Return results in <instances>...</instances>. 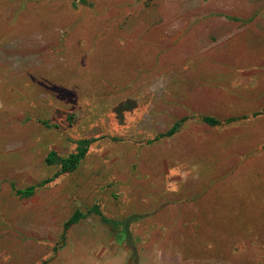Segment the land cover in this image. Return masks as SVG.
<instances>
[{"label":"rangeland","instance_id":"1","mask_svg":"<svg viewBox=\"0 0 264 264\" xmlns=\"http://www.w3.org/2000/svg\"><path fill=\"white\" fill-rule=\"evenodd\" d=\"M0 264H264V0H0Z\"/></svg>","mask_w":264,"mask_h":264},{"label":"trees","instance_id":"2","mask_svg":"<svg viewBox=\"0 0 264 264\" xmlns=\"http://www.w3.org/2000/svg\"><path fill=\"white\" fill-rule=\"evenodd\" d=\"M203 120L205 123H207L209 125L218 124V121L212 117H204ZM43 123L48 127L50 126L47 122H43ZM176 129H177V127L171 129L168 132V135H173L175 133ZM91 142H92V140H80V141H78L77 150L75 152L71 153L69 156L64 157V158L60 157L55 151H51L47 157L46 163L48 165H60L61 169H62L60 174L73 172L75 169L78 168L79 164L85 158ZM58 176H59V174H57V176H55V177H58ZM52 180H49V181H52ZM46 182L47 181H45L43 183L45 184ZM36 187L37 186L33 185V186H31L25 190H20L17 193L19 195H23V196H31L35 192ZM93 211L96 213L99 212L98 209H95ZM84 217H85V215L82 214L81 212H79V211L76 212L72 216V218L66 222L65 228L68 229L71 225H74L75 223L79 222Z\"/></svg>","mask_w":264,"mask_h":264},{"label":"crops","instance_id":"3","mask_svg":"<svg viewBox=\"0 0 264 264\" xmlns=\"http://www.w3.org/2000/svg\"><path fill=\"white\" fill-rule=\"evenodd\" d=\"M202 212H203V210H202ZM256 213H254V215H255ZM202 228V227H201Z\"/></svg>","mask_w":264,"mask_h":264}]
</instances>
